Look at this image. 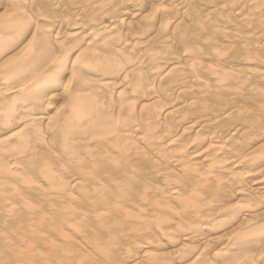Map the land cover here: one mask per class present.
Masks as SVG:
<instances>
[{
  "label": "bare ground",
  "instance_id": "1",
  "mask_svg": "<svg viewBox=\"0 0 264 264\" xmlns=\"http://www.w3.org/2000/svg\"><path fill=\"white\" fill-rule=\"evenodd\" d=\"M20 1L0 188H56L0 209V264H264V0Z\"/></svg>",
  "mask_w": 264,
  "mask_h": 264
},
{
  "label": "rangeland",
  "instance_id": "2",
  "mask_svg": "<svg viewBox=\"0 0 264 264\" xmlns=\"http://www.w3.org/2000/svg\"><path fill=\"white\" fill-rule=\"evenodd\" d=\"M19 2L20 0H14V2H12V3H14L13 5L14 6H16V5H18V4H16L17 2ZM22 1V0H21ZM20 1V3H25L26 2V4L28 3V0L26 1L25 0V2H24V0H23V2H21ZM39 1H40V3H39ZM45 0H31V3H30V0H29V7H30V5H31V8H29V7H27L28 9H26V10H28L29 11V13H30V10H31V12H33V14H39V12L40 13H42L43 15H46V18H47V20H51L54 16H56V14H58V13H60V12H64V13H66V14H68V15H71V14H73L74 12H76L75 10H78V9H76L77 7H79L78 5H74V4H72V3H70L72 6H69L70 4L69 3H66L65 4V6L64 7H66L67 8V10H61L60 12L59 11H57L58 13H56V12H53L52 11V13L50 12L49 13V11H51V10H49L50 8L47 6V5H45L44 2ZM42 2H43V4H42ZM6 3V0H2V1H0V6L1 5H3V4H5ZM19 3V4H20ZM16 4V5H15ZM36 4H37V7H36ZM40 4V5H39ZM39 6L41 7V9L39 8ZM71 9H70V8ZM116 7H118V6H116ZM38 8V9H37ZM66 8H64V9H66ZM30 9V10H29ZM73 9V10H72ZM111 9V10H110ZM109 10H106V12H108V13H110L111 11H113V9H115V6L114 7H112V8H110ZM118 9V8H117ZM117 9H115V10H117ZM39 10V11H38ZM70 10V11H69ZM68 12V13H67ZM86 12V13H85ZM85 12H84V14H83V12H82V19H83V22L84 23H86L87 21V19H88V16L90 15V11L88 10V9H86L85 10ZM54 13V14H53ZM10 14V15H9ZM9 14H5V15H3V11L1 12L0 11V23L2 22V21H9V22H13V20L15 21L16 19L17 20H19V18L21 19V15L19 14V13H17V12H14V14H16L17 16H15L14 14H13V12H11V13H9ZM48 14V15H47ZM86 14H88L87 15V17H86ZM12 15V16H11ZM8 16V17H7ZM10 17V18H9ZM16 17V18H15ZM8 18V19H7ZM12 18V19H11ZM46 18H45V20H46ZM255 64L257 65L258 63H256L255 62ZM16 79V81L14 80V83L15 82H17V80L18 79H20V78H15ZM13 81V80H12ZM11 81V83H13ZM19 83L21 82L20 80L18 81ZM18 82L17 83H15V84H18ZM13 83V84H14ZM14 84V85H15ZM264 141V140H263ZM1 158V157H0ZM58 169V168H57ZM60 169V168H59ZM56 170L57 171V173L59 172V174H60V176H62V179L64 180V181H68V179H70L69 178V174H67L68 172H67V169L66 168H64V169H60V170ZM66 169V170H65ZM60 171H61V173H60ZM64 171H66V174H65V172ZM63 172H64V174H63ZM62 174V175H61ZM64 175H66V176H64ZM68 177V178H67ZM21 183L22 182H14V183H12V184H7L6 185V189L8 188V190H6V189H3L2 188V186H1V188H0V196H1V198H4V199H6V197H7V199H9V201H10V203L8 202V204H5L4 205V203L3 202H6L4 199H3V202H1L0 201V209L2 208L3 210H7L9 207L8 206H10V205H12V204H14L15 205V201H16V199L18 198L17 196H18V194L20 193V194H22V196L25 194V195H28V196H30V198L29 197H26L27 198V200L26 201H28L29 199L31 200H29L27 203H26V205H25V209H19L20 210V212L22 213V215L23 216H26L27 215V212H28V215H29V213L31 212H35V214H36V217H39L40 215L39 214H42V213H45V215H46V213H47V211H52L53 209L49 206V203H48V201H44V199L43 198H46V196H49V193H51V189H52V191H53V189L54 188H56V186L53 184V183H49V186L47 187V185L46 184H48V183H46L45 184V182H40L42 185H41V188L43 187V188H45L46 190H48V191H46V190H44L43 188H42V190H44V192L43 191H38L37 189H39V188H36V186L35 185H28V187H27V185L26 184H24V182L22 183L23 184V186H19V185H21ZM40 183H38L37 184V187L39 186L40 187ZM44 184V185H43ZM25 185V186H24ZM11 186V187H10ZM55 186V187H54ZM25 187H27V188H25ZM19 188V189H18ZM29 188H31V189H29ZM73 188V189H72ZM77 188H79L78 190H77ZM74 187V186H70V190L69 191H71V193L73 194H75V192H76V195L77 196H79L80 195V192H78V194H77V191H81V189H82V187ZM81 188V189H80ZM10 189V190H9ZM27 191H26V190ZM34 189V190H33ZM73 190V191H72ZM75 191V192H74ZM28 192H30V194H27ZM47 192H49V193H47ZM5 193H7V194H5ZM47 193V194H46ZM81 193H82V191H81ZM5 194V195H4ZM31 194H36L35 196H33V195H31ZM43 194H46L45 196L43 195ZM73 194V195H74ZM40 195H42L43 197H41ZM75 195V196H76ZM21 196V195H20ZM76 196V197H77ZM0 198V199H1ZM35 198H36V200H35ZM2 200V199H1ZM46 200V199H45ZM36 201L38 202V203H36ZM43 201L46 203V204H48L47 206H49V208H46V205H45V207H41V205H42V203H43ZM12 202V203H11ZM29 202H30V205L31 206H28L27 204H29ZM3 203V204H2ZM7 203V202H6ZM38 204H40V207L39 208H37L35 205H38ZM44 204V203H43ZM6 206L8 207V208H6ZM16 206V205H15ZM44 206V205H43ZM6 208V209H5ZM17 210H18V207H15ZM33 209V210H30V209ZM37 209H41L40 211H38V212H36L37 211ZM44 209V210H43ZM47 209V211H45ZM3 210H0V211H3ZM36 210V211H35ZM42 211V212H41ZM44 211V212H43ZM25 212V213H24ZM34 214V215H35ZM48 215H49V213H47ZM37 215H39V216H37ZM43 215V214H42ZM45 215L43 216V217H45ZM27 217V216H26ZM42 216H41V218H43ZM47 217V216H46ZM19 219V216H16V217H14L13 219ZM40 217H39V219H41ZM10 219V218H9ZM3 223H4V221L3 220H0V224L1 225H3Z\"/></svg>",
  "mask_w": 264,
  "mask_h": 264
}]
</instances>
